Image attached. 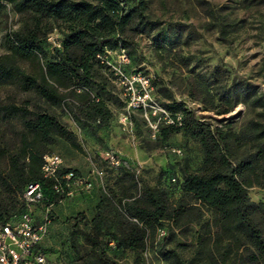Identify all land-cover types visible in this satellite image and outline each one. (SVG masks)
I'll return each instance as SVG.
<instances>
[{"label": "trees", "instance_id": "1", "mask_svg": "<svg viewBox=\"0 0 264 264\" xmlns=\"http://www.w3.org/2000/svg\"><path fill=\"white\" fill-rule=\"evenodd\" d=\"M6 3L12 4L22 20L16 30L5 35L8 52L0 54V85L33 90L50 106L67 108L70 97L87 117L92 114L99 117L95 120H106L109 109L89 88L92 67L108 71L97 55L116 47L125 49L124 27L145 19V0H134L131 5L126 0H0V14ZM52 29L63 38L61 49L55 48L49 59L44 44ZM24 61L34 62L37 72H27L20 64ZM241 87L236 89L244 93ZM252 102L261 110L239 130L203 122L181 104L169 105L181 111L182 124L159 126L157 136L166 139L173 132L182 133L199 143L202 158L197 168L184 160L180 175L167 177L163 185L158 176L154 184L143 182L136 188L134 167L125 159L107 166L109 173L119 175L121 196L115 200L104 191L95 204L90 234L95 255L89 264H112L106 249L142 252L158 228L165 231L159 237L164 245V240L191 224L197 228L189 256L183 258L174 248L163 246V253L176 264H264V200H253L247 191L252 185L264 187V99L254 97ZM11 117L21 120V128L14 146L0 143V188L22 196L27 183L38 181L43 192L38 202L42 211L52 203L48 212L51 222L54 206L68 197L65 190H55V179L42 174V155L49 151L53 135L80 146L53 112L0 102V120ZM82 124L93 132L88 121ZM69 169L78 172L62 166L59 175ZM172 189L179 195L174 196ZM25 209L24 202L18 211L0 217L14 220ZM101 239L105 246L99 245ZM112 241L114 246L109 244ZM40 248L45 252L41 243Z\"/></svg>", "mask_w": 264, "mask_h": 264}, {"label": "rangeland", "instance_id": "2", "mask_svg": "<svg viewBox=\"0 0 264 264\" xmlns=\"http://www.w3.org/2000/svg\"><path fill=\"white\" fill-rule=\"evenodd\" d=\"M134 0H126L131 5ZM145 19H136L124 27L122 37L127 43L126 69L140 70L151 79L154 92L170 113L181 111L168 108L181 104L195 112L196 117L213 125H229L234 130L243 128L261 107L253 103L254 97L264 99V0H145ZM22 17L6 3L0 14V54L8 52L5 35L16 30ZM44 44L48 58L54 49H61L62 34L52 29ZM117 49L112 51L116 59ZM29 73H36L34 62H20ZM91 94L109 109L106 120H95L92 114L72 104L67 98L66 107L50 106L36 96L33 90L23 91L16 84L0 85V102L25 106L31 111L46 110L56 114L66 128L75 135L76 148L60 135H53L49 151L58 152L65 166L91 178L93 186L86 192H95V199L86 207H80L76 194L55 205L53 218L41 244L52 259L67 264H89L95 252L91 241V218L95 204L104 193L121 196L117 173H109V163L103 154L107 149L125 157L137 176V187L143 182L154 184L160 176L161 184L167 177L179 176V166L188 160L192 168L201 163L202 151L197 141L173 132L165 139L152 135L141 112L131 113L125 120V101L120 85L109 71L94 65ZM237 85L245 89L242 93ZM88 118V119H87ZM124 119V120H123ZM88 121L91 132L82 123ZM166 124H161L162 128ZM21 120L11 117L0 120V143L8 147L17 142ZM172 147L180 148L173 152ZM5 160L2 161V166ZM103 168V184L95 170ZM127 179H124L126 182ZM136 188L131 189L133 192ZM174 196L179 195L172 189ZM249 196L264 200V187L252 185L247 188ZM24 206L20 193L0 188V215L7 216ZM27 208V206H26ZM33 213L41 218L42 206H31ZM197 226L170 236L161 243L157 234H150L147 245L140 253L114 248L106 249L112 264H176L163 253L174 248L185 258L192 250L193 236ZM102 240V239H101ZM114 246V242H110ZM99 245L105 246L104 240Z\"/></svg>", "mask_w": 264, "mask_h": 264}, {"label": "built area", "instance_id": "3", "mask_svg": "<svg viewBox=\"0 0 264 264\" xmlns=\"http://www.w3.org/2000/svg\"><path fill=\"white\" fill-rule=\"evenodd\" d=\"M111 55L112 51L106 50L97 55V59L120 85L126 111L123 118L126 120L131 113L141 112L153 136L158 133L161 124L180 126L182 116L179 113H170L159 102L151 79L140 70L126 69L128 57L125 49L118 47L116 59H113ZM171 150L180 152L178 147H172ZM103 157L111 166L121 162L117 152L112 149L105 150ZM62 166H64L63 157L58 152L47 151L42 155V174L56 180L54 184L56 191L65 190L66 196L69 197L92 188V179L79 171L69 169L59 175ZM95 172L103 184L105 170L99 168ZM22 197L27 208L16 219L9 220L0 217V264H66L61 259L50 258L40 248L41 240L47 233L50 222L48 212L52 206V203H48L44 207L43 216L40 219L35 217L31 206L41 202L43 198L41 184L38 181L27 183ZM59 201L62 202L63 199ZM164 233L163 228L157 229L158 236Z\"/></svg>", "mask_w": 264, "mask_h": 264}, {"label": "crops", "instance_id": "4", "mask_svg": "<svg viewBox=\"0 0 264 264\" xmlns=\"http://www.w3.org/2000/svg\"><path fill=\"white\" fill-rule=\"evenodd\" d=\"M123 159H126L125 157L122 156ZM64 162V161H63ZM65 166V164H64ZM97 189H94L91 192H83V193H78L76 194V198H78L77 204L82 208L88 206L90 203L93 202L95 199V192Z\"/></svg>", "mask_w": 264, "mask_h": 264}]
</instances>
